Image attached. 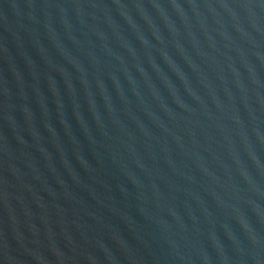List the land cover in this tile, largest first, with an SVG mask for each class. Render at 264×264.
Returning <instances> with one entry per match:
<instances>
[{
    "label": "water",
    "instance_id": "1",
    "mask_svg": "<svg viewBox=\"0 0 264 264\" xmlns=\"http://www.w3.org/2000/svg\"><path fill=\"white\" fill-rule=\"evenodd\" d=\"M0 264H264V0H0Z\"/></svg>",
    "mask_w": 264,
    "mask_h": 264
}]
</instances>
